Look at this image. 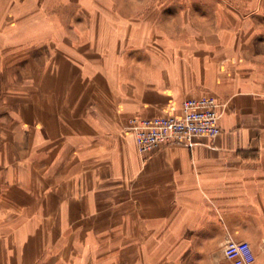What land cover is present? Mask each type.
<instances>
[{"label": "crops", "instance_id": "obj_1", "mask_svg": "<svg viewBox=\"0 0 264 264\" xmlns=\"http://www.w3.org/2000/svg\"><path fill=\"white\" fill-rule=\"evenodd\" d=\"M210 95L219 132L139 152L129 119ZM264 264V0H0V264Z\"/></svg>", "mask_w": 264, "mask_h": 264}, {"label": "built area", "instance_id": "obj_2", "mask_svg": "<svg viewBox=\"0 0 264 264\" xmlns=\"http://www.w3.org/2000/svg\"><path fill=\"white\" fill-rule=\"evenodd\" d=\"M216 107L212 96L202 95L184 98L179 113L131 117L129 128L137 150L149 152L166 143L189 141L194 136H215L220 130ZM223 252L234 264H248L254 259V250L248 241L228 240L223 245Z\"/></svg>", "mask_w": 264, "mask_h": 264}]
</instances>
